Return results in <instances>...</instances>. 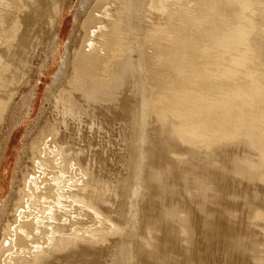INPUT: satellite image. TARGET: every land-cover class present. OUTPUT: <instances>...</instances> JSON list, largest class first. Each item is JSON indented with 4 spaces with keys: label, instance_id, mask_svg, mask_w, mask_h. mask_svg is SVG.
Segmentation results:
<instances>
[{
    "label": "bare ground",
    "instance_id": "bare-ground-1",
    "mask_svg": "<svg viewBox=\"0 0 264 264\" xmlns=\"http://www.w3.org/2000/svg\"><path fill=\"white\" fill-rule=\"evenodd\" d=\"M65 1L0 0V84L8 80L11 87L0 85V171L11 130L27 120L38 95L35 85L30 91V72L46 75L53 65L68 8L75 11L60 69L68 105L77 96L95 106L116 96L111 106L122 116L125 173L106 184V194L90 156L76 154L62 137L30 140L7 190L0 186V264H189V218L178 220L171 205L162 217L176 223L163 231L147 215L152 186H168L164 174L184 170L169 164L177 158L157 140L165 131L205 146L223 140L241 150L245 143L242 151L255 148L264 163V0H97L90 7L80 0L81 9ZM48 11L50 49L32 69L30 49ZM128 31L137 46L149 40L136 57L126 56ZM21 84L28 90L11 104ZM125 86L131 99L117 98ZM144 90L158 102L143 97ZM166 115L178 121L165 122ZM187 150L192 161L198 152ZM233 163L241 176L260 174ZM194 182L203 187L200 178Z\"/></svg>",
    "mask_w": 264,
    "mask_h": 264
},
{
    "label": "rangeland",
    "instance_id": "rangeland-1",
    "mask_svg": "<svg viewBox=\"0 0 264 264\" xmlns=\"http://www.w3.org/2000/svg\"><path fill=\"white\" fill-rule=\"evenodd\" d=\"M79 1L66 0L65 7L74 3L76 9H81ZM95 1L97 0H89L87 5L90 7ZM67 10L64 9L63 12L65 19L62 26V40L53 65L46 75L30 72L28 78L31 79L28 84L30 91L35 85L38 95L27 120L16 124L17 126L15 125L16 127L11 130L7 159L0 171V186L4 184L6 190L15 173V159L22 146L44 135L46 138L62 137L61 140L67 141L72 149L79 150L76 154L90 156L94 174L97 179H101L106 194L110 192L106 184L125 173L126 141L122 116L116 106H111L116 104L113 103L116 102V96L109 95L108 100L101 101L95 106L87 104L83 97L75 95L77 101L71 106L68 105L66 96L70 92V87L65 73L60 69L64 66L66 44L75 10H72V15ZM49 14L50 11L44 17L42 32L36 35L35 43H32L30 49L28 59L32 69L37 68L39 57L50 49ZM135 19L131 18L130 23ZM31 32H36L35 26L32 27ZM142 40L143 42L137 46L134 34L128 31L125 41L127 57H136L139 49H143L149 42L146 37H142ZM17 55L19 56L18 52ZM50 55L48 53L49 57ZM69 70L67 69V73ZM0 85L5 90L11 88L8 80L2 81ZM21 85L11 104L19 103L21 95L28 90L26 85ZM123 92L118 94L117 98L131 99L129 88L125 86ZM137 96L141 94L137 93ZM34 97L33 90L29 94V100ZM143 97L150 99L152 104L158 102L151 92L145 90ZM169 120L178 121L171 115H166L164 121ZM152 126L154 128L152 132L160 136L159 127L156 124ZM1 129L4 130V127ZM40 130H42L41 134L38 135ZM164 135V138L160 136L157 140L158 144L168 143L170 155L177 158L169 164L182 165L184 170L165 173L164 178L169 180L168 186H162L157 182L152 186L149 205H147V215L152 217V223L163 231L171 228L176 223V219L162 217L164 210L171 205L179 215L178 220L182 215L189 218L190 241L194 245V249L186 253L191 257L189 264H264V217L256 215L258 212L264 213V180L263 176H260L264 174V163L260 162L256 149L243 152L242 149L246 145L243 142L244 145H241L240 150L223 140H213L205 146L198 142L187 143L176 139L172 132L164 131ZM238 140L240 139L233 141ZM155 143L157 144L155 141L153 145ZM187 148H193L198 152L192 161H186L189 157ZM214 149L216 155H213ZM208 156L209 158L205 160ZM234 160L260 174L251 178L241 176L233 163ZM195 177L202 180L203 187L196 185ZM4 195L5 193L1 196ZM181 251L178 252L179 257L183 256ZM156 261L153 259L149 264H154ZM64 263L72 264L68 261Z\"/></svg>",
    "mask_w": 264,
    "mask_h": 264
}]
</instances>
